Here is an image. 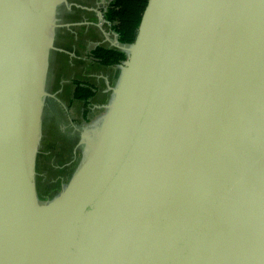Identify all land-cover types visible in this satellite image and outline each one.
Wrapping results in <instances>:
<instances>
[{"label":"water","instance_id":"95a60500","mask_svg":"<svg viewBox=\"0 0 264 264\" xmlns=\"http://www.w3.org/2000/svg\"><path fill=\"white\" fill-rule=\"evenodd\" d=\"M57 1L0 0V264H264V0H148L133 44L114 32L127 59L91 155L41 204Z\"/></svg>","mask_w":264,"mask_h":264},{"label":"rangeland","instance_id":"374dc122","mask_svg":"<svg viewBox=\"0 0 264 264\" xmlns=\"http://www.w3.org/2000/svg\"><path fill=\"white\" fill-rule=\"evenodd\" d=\"M112 1L58 0L48 18L51 26L43 28L45 46L41 55L34 151L35 187L41 204L61 192L91 155L109 110V101L95 98L93 106H106L90 110L89 105V116L85 118V105L73 99L72 85L76 77L97 74L94 60L88 61L92 45L107 40L105 45L113 43L111 49L122 46L103 18Z\"/></svg>","mask_w":264,"mask_h":264},{"label":"trees","instance_id":"16d2710c","mask_svg":"<svg viewBox=\"0 0 264 264\" xmlns=\"http://www.w3.org/2000/svg\"><path fill=\"white\" fill-rule=\"evenodd\" d=\"M148 0H113L107 8L106 18L112 31L123 44H133ZM91 56L101 65H119L127 59L123 51L97 46ZM74 98L84 102V117L87 118L90 100L96 95V87L87 82L75 81Z\"/></svg>","mask_w":264,"mask_h":264},{"label":"crops","instance_id":"0c3cea01","mask_svg":"<svg viewBox=\"0 0 264 264\" xmlns=\"http://www.w3.org/2000/svg\"><path fill=\"white\" fill-rule=\"evenodd\" d=\"M99 10L100 9H98V11ZM99 12L101 13V11H99ZM105 22L109 23L108 21H105ZM110 28H111V25H110ZM111 30H112V28H111ZM114 35H115V33H114ZM106 41L105 40L98 41L95 45H92L89 48L90 49L89 54L97 46H103L105 48H113V46H112L113 43L111 42L110 45L108 46V45H105ZM115 41H117L116 35H115ZM88 59H89L88 61L94 60L93 63L98 66L97 71L99 73L97 72V74H95L94 72H91V73H88L87 76L83 77V75H82V76L76 77V79H74V83H75V80H79L82 82L90 83L91 85L95 86L96 87V95L90 100V110L92 109V107L94 109H96V107H97V109H101L100 105H102V104H100L99 107L97 105L93 106L92 101L95 98L97 100L99 98V99H103L104 101L106 100V102L109 101L111 104V102L114 98L115 90L117 88V85H118L120 78H121V75H122V66H120V65L104 66V65H101L100 63H98L95 59L91 58V56L90 57L88 56ZM72 86L75 88V84ZM72 97L74 100H76L74 98V90H73ZM78 101H80V100H78ZM94 102H96V101H94ZM110 104H109V106H110ZM105 106L102 105L103 108ZM90 110H89V112H90ZM102 112H103V110H102ZM82 113H84V111ZM88 116H89V114H88ZM88 116H87V118H88Z\"/></svg>","mask_w":264,"mask_h":264},{"label":"flooded vegetation","instance_id":"af4514ba","mask_svg":"<svg viewBox=\"0 0 264 264\" xmlns=\"http://www.w3.org/2000/svg\"><path fill=\"white\" fill-rule=\"evenodd\" d=\"M94 59V58H93Z\"/></svg>","mask_w":264,"mask_h":264}]
</instances>
